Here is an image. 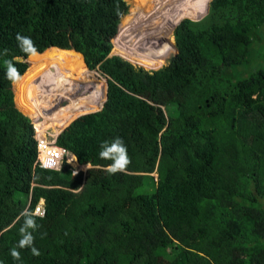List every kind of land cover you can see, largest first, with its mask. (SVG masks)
<instances>
[{"label": "trees", "instance_id": "1", "mask_svg": "<svg viewBox=\"0 0 264 264\" xmlns=\"http://www.w3.org/2000/svg\"><path fill=\"white\" fill-rule=\"evenodd\" d=\"M136 1L147 9L140 29L154 27L146 39L131 17L139 48L173 45L174 23L206 9ZM127 10L125 0H0V264H264V0H212L201 20L183 19L170 63L153 73L112 52ZM17 33L37 56L20 50ZM7 60L23 75L17 101ZM76 82L93 90L79 96ZM28 115L68 149L61 168L39 165ZM117 136L132 162L113 175L98 153ZM68 158L98 168L73 175ZM41 200V255L18 249L16 261L20 214Z\"/></svg>", "mask_w": 264, "mask_h": 264}, {"label": "rangeland", "instance_id": "2", "mask_svg": "<svg viewBox=\"0 0 264 264\" xmlns=\"http://www.w3.org/2000/svg\"><path fill=\"white\" fill-rule=\"evenodd\" d=\"M127 5H128V10L127 12L121 17V20H120V23H119V35H120V38H121V41L117 44V46H114L112 52L120 57H122L124 60L130 62L132 65H134V67L136 69H144L145 71H147L148 73H153L155 72L157 69H159L158 67H161V65L164 63L163 66L167 65L170 63V59H171V55L173 53V50H174V45H175V42L173 43V45H171L172 42H170V40L168 41V39L166 40V44H153V48L152 47H148V45H146L145 47H141L139 48V44L137 45V42L136 40L133 38L134 37V34L131 35L130 31L127 29V27L129 25H131L132 23H134L131 19V17L133 16H139V18L137 19V27L139 28L140 30V34H141V29H140V26L142 25V21H143V15L144 13L147 11V9L145 7H143L142 4H140L141 6H138V3L136 0H125ZM186 7H190V4L186 5ZM195 8V6H194ZM210 9H211V0L208 1V4L206 3V9H203L205 10V12H203V15L200 16L201 18L205 17L206 15V12L207 14L210 12ZM186 10V9H185ZM189 17H192V16H184L182 18H189ZM196 18V17H194ZM170 20V19H169ZM177 23L175 22L174 23V26H176ZM126 26V27H125ZM177 27V26H176ZM138 28L137 29H134V32L138 31ZM150 31L147 29L146 32H145V38L148 39L149 35H150ZM175 36V28L172 29L169 33L166 34L165 38H170V36ZM155 40V39H153ZM158 41H164V37H158L157 38ZM137 45V46H136ZM166 46V47H165ZM173 46V47H172ZM128 50H133V54L137 57V59H134L133 57H131V55L125 53L127 52ZM138 50H140L141 52H146L148 55V57H154L155 55H157V59H156V63H153L152 62H148V63H141L139 61L138 58H140V55L138 54ZM111 52V53H112ZM152 54V55H150ZM84 58V56H83ZM27 62L29 63V66L31 64V62L29 61V59H27ZM150 64H152L151 66H149ZM29 68V67H28ZM27 72V71H26ZM94 72V71H93ZM95 73V72H94ZM76 75V73L73 74V81H78V82H81V79L74 76ZM81 75V74H79ZM78 75V76H79ZM23 76V75H22ZM95 78L92 74H90V78ZM96 77H98L100 79V81H105L107 82V77L101 73L100 71L96 70ZM65 78V77H64ZM57 76L54 75L50 78V84H55L57 83L58 85H53V86H57V88L61 89L62 86H60V83L59 81L57 80ZM91 80V79H90ZM96 80V79H95ZM46 80L45 79H39L35 82V84H39V87L38 88H41V86L44 84ZM77 83V82H76ZM69 84H72V83H69ZM79 83H77L75 85L76 89L79 90V96H83L85 95V93H89L91 90L93 89H90L89 91V86L88 84H85L84 86H80L79 88ZM16 85H13V88H14V93H15V101L16 98H17V95H16ZM63 87L65 88V86L63 85ZM89 91V92H88ZM42 94V93H41ZM78 95V92L76 90L73 91V97L77 96ZM41 96V95H40ZM17 103V102H16ZM18 105V104H17ZM96 111V110H95ZM26 114V113H25ZM84 114V113H83ZM27 115V114H26ZM82 115V114H81ZM29 116V115H28ZM78 116V115H77ZM30 117V116H29ZM32 122H35L36 120L33 119L32 117H30ZM76 118V117H74ZM73 118V119H74ZM72 118H70L71 120ZM46 120V121H45ZM51 120H55L54 122H58V120L56 119H50L49 117H45L44 121H45V124H47L48 122H50ZM43 121V122H44ZM71 122V121H70ZM44 124V126H45ZM59 125V124H58ZM68 125V124H67ZM53 128V127H52ZM59 128H62V126H58V129ZM54 128L50 130V134H52L54 132ZM51 137V135H50ZM71 165L72 167L74 168V170L76 171H80V170H83V169H76L74 167V164H76V160H72L71 158L67 160ZM86 168L85 170L88 168V167H94L92 164H85ZM80 168V167H79ZM94 168H98V166L94 167ZM75 171H73L74 173ZM77 174V173H76ZM152 175H154L155 179L157 177V173L154 172L152 173Z\"/></svg>", "mask_w": 264, "mask_h": 264}, {"label": "clouds", "instance_id": "3", "mask_svg": "<svg viewBox=\"0 0 264 264\" xmlns=\"http://www.w3.org/2000/svg\"><path fill=\"white\" fill-rule=\"evenodd\" d=\"M204 3L205 4L208 3V0H204ZM183 19L184 18H182V20ZM182 20H178L176 26H178ZM176 26H174L173 29L175 28L176 30ZM144 28H145L144 30H146L149 28V26H145ZM144 30L143 31L141 30V34L144 32ZM118 34H119V31H118ZM174 39H175V45H174V50H175L177 48L175 36H174ZM16 40H17L20 50L27 57L29 58L35 57L39 54L38 48L36 47L35 42L32 40L31 37L23 36L17 33ZM120 41H121V38L119 35V41L117 43H119ZM6 52L7 50H5V54ZM5 64H6V78L9 80V82L12 85H16L22 80V75L20 71L15 66L12 60L5 61ZM64 127L60 128V131ZM98 156L102 160L111 161V163L107 166L106 171L109 174H113V175L117 173H121V172H126V170L128 169L129 165L132 162L131 157L128 154L127 146L123 138L119 136L113 138L110 141H103L100 145ZM81 166L85 170L86 168L85 164H82ZM75 174L76 173H73V175ZM44 214L45 213L39 207H37L35 210H29L26 208L25 210L21 212L20 215L23 218V224L19 229L20 239L17 245L10 249V255L12 256L14 260L20 261L22 259L21 252L18 251V249L28 248L31 250L32 255L34 256L41 255L40 251L34 246L35 245L34 233L37 232L39 228L41 227V225L38 224L37 222V218L39 217L42 219Z\"/></svg>", "mask_w": 264, "mask_h": 264}, {"label": "built area", "instance_id": "4", "mask_svg": "<svg viewBox=\"0 0 264 264\" xmlns=\"http://www.w3.org/2000/svg\"><path fill=\"white\" fill-rule=\"evenodd\" d=\"M182 18H179L181 20ZM154 28L152 26H149L148 30L151 32ZM147 30V29H146ZM146 30L141 35H144ZM35 129H36V138H37V147H38V163L40 166L44 168H53V169H59L61 168L63 162L68 157V149L57 145L53 143L51 137H50V130L53 129L52 127H39L37 125V120L34 123ZM76 169H84L82 166L80 168ZM75 171L74 173H78L79 171ZM39 207L45 214H46V207H45V201L41 200L39 204L35 206V209ZM27 209L31 210L29 207ZM34 209V210H35ZM44 214V215H45Z\"/></svg>", "mask_w": 264, "mask_h": 264}, {"label": "water", "instance_id": "5", "mask_svg": "<svg viewBox=\"0 0 264 264\" xmlns=\"http://www.w3.org/2000/svg\"><path fill=\"white\" fill-rule=\"evenodd\" d=\"M212 1V0H211ZM206 15H207V12H206ZM190 19H192V20H195V21H198V20H200V19H202L201 17H196V18H194V17H190ZM182 20V19H181ZM75 51H77V50H75ZM81 53V52H80ZM83 55V54H82ZM22 60H24L23 58H21ZM28 59V58H27Z\"/></svg>", "mask_w": 264, "mask_h": 264}]
</instances>
